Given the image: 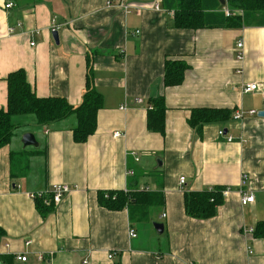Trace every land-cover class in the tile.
Returning <instances> with one entry per match:
<instances>
[{"label":"crops","instance_id":"obj_1","mask_svg":"<svg viewBox=\"0 0 264 264\" xmlns=\"http://www.w3.org/2000/svg\"><path fill=\"white\" fill-rule=\"evenodd\" d=\"M156 1L0 0V110L8 104L7 78L18 70L39 97H63L78 107L91 63L103 96L97 130L86 142L74 140L72 117L48 126L30 122L0 149V264H264V241L251 231L264 221V117L258 115L264 25L178 29L175 12L163 0L155 10ZM9 2L14 7L7 9ZM168 59L189 65L175 87L163 84ZM253 83L258 90L245 92ZM159 96L166 103L164 134L148 127L150 100ZM135 98L143 104L135 106ZM203 108L226 109L231 119L198 132L188 120ZM240 111L247 114L235 120ZM116 132L124 136L114 138ZM25 133L34 134L38 147L24 146ZM12 152L22 154L15 177ZM56 185L72 191L43 213L28 193ZM215 186L230 189L216 216L188 215L185 195ZM242 190L255 202L242 205ZM110 191L159 193L164 204L142 222L136 205L132 212L100 205L99 193ZM156 223L164 225L162 234Z\"/></svg>","mask_w":264,"mask_h":264},{"label":"trees","instance_id":"obj_2","mask_svg":"<svg viewBox=\"0 0 264 264\" xmlns=\"http://www.w3.org/2000/svg\"><path fill=\"white\" fill-rule=\"evenodd\" d=\"M163 2L166 9L175 12V26L178 29L233 28L250 22L264 25V0H226L224 7L230 11V17L226 15L220 0H163ZM239 11H242L243 14H239ZM188 70L189 65L185 61L168 59L165 64L164 86L175 87L182 84ZM92 71L93 67L90 63L88 65L87 89L83 101L78 107H74L63 97H39L28 82L24 70L9 74L7 78L8 104L6 109L0 110V149L9 145L17 131L30 122H34L37 126H48L72 117L75 119L74 140L77 143L86 142L96 132L98 113L103 108V96L94 86ZM150 105L148 127L164 134L165 97L159 96L151 99ZM230 119L231 113L226 109L203 108L192 110L188 122L198 132H201L205 125L225 123ZM29 151L30 149L26 148L24 152L29 153ZM35 151L38 152V150ZM40 152L43 153V150ZM19 155L22 154L11 153L12 176L14 177L16 176ZM32 155L30 154V156ZM225 189L221 186H215L186 194L185 207L188 215L198 220H206L216 216L219 207L224 203L223 191ZM98 200L100 205L114 211L128 207L132 212V206L136 205V210L140 214L139 219L142 222L149 219V211L152 207L164 204V198L161 194L147 191L137 193L100 192ZM35 201L43 213L49 212L54 206L53 204L47 205L40 198ZM4 236L5 232L0 227V240ZM253 236L264 241V221L257 222Z\"/></svg>","mask_w":264,"mask_h":264},{"label":"built area","instance_id":"obj_3","mask_svg":"<svg viewBox=\"0 0 264 264\" xmlns=\"http://www.w3.org/2000/svg\"><path fill=\"white\" fill-rule=\"evenodd\" d=\"M109 2V1H108ZM160 3H161V0H158L155 2L154 4V9L155 10H159L160 9ZM14 7V3L12 2H9L8 4H6V8L7 9H10V8H13ZM129 12V11H128ZM225 13L228 17H230L231 13L228 9L225 10ZM239 14H243L242 11H239L238 12ZM19 26H21V24H18ZM13 30V29H12ZM57 28L54 26L53 27V31L56 32ZM139 33V32H137ZM243 42L240 41L238 43V54H237V59L238 60H243L244 59V54H243ZM256 90H258V85L257 84H248L245 88H244V91L245 92H255ZM134 102V105L135 106H140L143 104V99L141 98H135L133 100ZM128 108V104H124L123 106V109H127ZM257 112L255 110H252V111H249L248 114L250 115H255ZM247 113L246 112H243V111H240V112H237V114L234 116V119L235 120H242L244 118V116L246 115ZM221 136H224L228 142H233L234 141V138L233 137H230L228 136L227 134H225L224 131H220L219 132ZM124 136L121 132H116L114 133V138H119V137H122ZM131 156L135 159L136 162H139L140 161V156L137 154V153H132ZM128 175H134V172L132 170H129L128 171ZM246 182V177H244V183L245 184ZM180 183L181 185H184L185 183V178H181L180 179ZM72 191V187L69 186V185H56L54 186L51 190L49 191H39V192H35V193H28V196L32 199V200H36V199H43L44 202L47 204V205H51L53 204L54 206H57L59 205L63 198L69 194L70 192ZM230 193V189L226 188L224 191H223V196L226 197L228 194ZM255 202V196L252 194V193H248L246 191H243L241 192V203L242 205H249V204H252ZM165 216V215H164ZM252 233H253V230H251ZM130 237L131 238H136L137 237V234L131 230L130 231ZM32 242L31 241H27L26 244L27 245H30ZM8 246V245H7ZM109 258L112 259L114 258V254H110L109 255ZM17 259L21 262H26L27 261V257L26 256H18ZM39 260L41 262H44L46 263L48 261V256H45V255H39Z\"/></svg>","mask_w":264,"mask_h":264},{"label":"water","instance_id":"obj_4","mask_svg":"<svg viewBox=\"0 0 264 264\" xmlns=\"http://www.w3.org/2000/svg\"><path fill=\"white\" fill-rule=\"evenodd\" d=\"M220 2L223 6L226 5V0H220ZM53 36H54L55 41L58 43V41H59L58 33L54 32ZM258 115L260 117H264V111H260L258 113ZM22 142H23L25 147H32V146L38 147V145H39L34 134H32V133H26L22 138ZM154 228L156 229V231L159 234H162L164 232V225L161 223L160 224L159 223L154 224Z\"/></svg>","mask_w":264,"mask_h":264}]
</instances>
